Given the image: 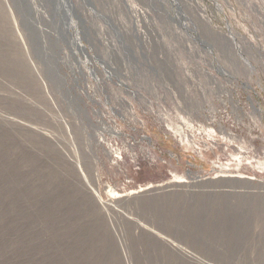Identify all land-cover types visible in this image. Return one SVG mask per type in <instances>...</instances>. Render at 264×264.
<instances>
[{"label":"rangeland","instance_id":"obj_1","mask_svg":"<svg viewBox=\"0 0 264 264\" xmlns=\"http://www.w3.org/2000/svg\"><path fill=\"white\" fill-rule=\"evenodd\" d=\"M0 264H264V0H0Z\"/></svg>","mask_w":264,"mask_h":264}]
</instances>
